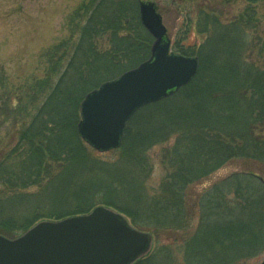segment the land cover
I'll list each match as a JSON object with an SVG mask.
<instances>
[{
  "label": "trees",
  "instance_id": "obj_1",
  "mask_svg": "<svg viewBox=\"0 0 264 264\" xmlns=\"http://www.w3.org/2000/svg\"><path fill=\"white\" fill-rule=\"evenodd\" d=\"M68 16L67 38L40 54L42 77L13 90L0 67V112L14 126L0 148V234L15 237L39 220L105 205L174 242H158L134 264H238L263 252L264 62L245 56L249 16L227 24L199 16L194 27L205 39L175 44L198 56L196 75L133 114L112 160L79 136L80 102L146 59L153 36L138 0H83ZM171 138L160 154L165 176L151 192L148 151ZM230 163L239 169L194 192Z\"/></svg>",
  "mask_w": 264,
  "mask_h": 264
},
{
  "label": "water",
  "instance_id": "obj_2",
  "mask_svg": "<svg viewBox=\"0 0 264 264\" xmlns=\"http://www.w3.org/2000/svg\"><path fill=\"white\" fill-rule=\"evenodd\" d=\"M138 16L153 36L149 56L102 81L80 102L77 132L99 152L119 148L133 114L189 83L199 68L197 55L170 50L154 2L139 0ZM153 241L151 232L135 227L122 212L97 205L86 213L39 220L15 237L0 234V264H134Z\"/></svg>",
  "mask_w": 264,
  "mask_h": 264
},
{
  "label": "rangeland",
  "instance_id": "obj_3",
  "mask_svg": "<svg viewBox=\"0 0 264 264\" xmlns=\"http://www.w3.org/2000/svg\"><path fill=\"white\" fill-rule=\"evenodd\" d=\"M155 3L166 26V36L170 39V50L176 51L175 44H199L205 37L196 23L199 16H215L221 24L233 22L241 16L248 19L244 24L242 37L245 43V56L248 62L263 64L264 53L259 48L264 40V0H142ZM83 0H0V67L3 68L11 89L21 83L43 76L44 63L40 57L47 47L67 38L70 33V15ZM187 37H185V30ZM248 50V51H247ZM177 52V51H176ZM14 126L0 112V148L12 139ZM157 144L148 151L150 174L147 185L152 192L165 176L160 161L163 146ZM105 159L112 160L110 151L99 152ZM236 164L230 163L214 171L207 179L192 186L196 193L209 187L216 180L238 170ZM196 222L193 221L192 229ZM165 233L158 239L154 235L153 245L158 242L173 244ZM172 247V246H171ZM176 246L172 248L175 249ZM264 251L238 264H260Z\"/></svg>",
  "mask_w": 264,
  "mask_h": 264
},
{
  "label": "bare ground",
  "instance_id": "obj_4",
  "mask_svg": "<svg viewBox=\"0 0 264 264\" xmlns=\"http://www.w3.org/2000/svg\"><path fill=\"white\" fill-rule=\"evenodd\" d=\"M129 121V120H128Z\"/></svg>",
  "mask_w": 264,
  "mask_h": 264
}]
</instances>
